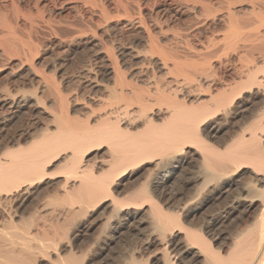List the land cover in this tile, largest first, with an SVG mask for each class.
I'll use <instances>...</instances> for the list:
<instances>
[{
	"label": "bare ground",
	"instance_id": "obj_1",
	"mask_svg": "<svg viewBox=\"0 0 264 264\" xmlns=\"http://www.w3.org/2000/svg\"><path fill=\"white\" fill-rule=\"evenodd\" d=\"M223 3L227 19H250L236 24L249 30L247 41L234 47L236 80L220 76L206 82L208 66L193 64L189 69L186 64L187 69L176 59L169 65L168 56L149 53L156 43L147 31L148 57L143 62L164 69L170 74L168 80L157 79L143 62H135L141 64L133 65L139 75L131 73L146 86H133L123 72L122 76L116 57L98 51L104 71L113 76L108 98L99 104L95 100L97 108L86 104L82 119L66 110L53 112L51 124L37 136L5 147L0 154V264H88L74 255L71 244L67 248L59 243L57 228L73 217L75 224L71 229L67 224L66 229L74 234L86 222L89 207L105 201L103 238L115 240L134 222L141 236L140 250L128 243L115 264H264V0ZM223 40L225 54L231 40L227 34ZM217 44L212 41L205 48H220ZM154 50L155 46L153 52L158 54ZM203 50L204 57L210 53ZM139 53L134 49L127 54L137 57ZM187 55L193 59L190 52ZM42 78L46 84L47 78ZM34 97L32 92L2 93L0 103L7 113L0 116V129ZM247 108L250 112L245 116ZM233 121L237 128L229 131L227 125ZM225 129L226 141L221 139L224 143L219 147L211 139ZM59 164L62 168L55 177L62 180L56 184L68 203L54 208L53 201L49 211L30 208L25 215L20 207L34 193V184L50 175V167L60 168ZM136 171L146 174L135 196L116 197L117 187ZM211 207H216V215L202 222L199 215Z\"/></svg>",
	"mask_w": 264,
	"mask_h": 264
},
{
	"label": "rangeland",
	"instance_id": "obj_2",
	"mask_svg": "<svg viewBox=\"0 0 264 264\" xmlns=\"http://www.w3.org/2000/svg\"><path fill=\"white\" fill-rule=\"evenodd\" d=\"M223 2L224 0H0V95L6 92L13 94L22 92L30 94L32 92L34 96L38 97H34L37 98V103L34 98L29 100L30 103L27 101L23 108L16 113L14 119L7 122L3 129H0V137L4 138H0L2 139L0 140V146L5 144V146L0 147V154L6 146L10 147L12 143L16 142L23 144L24 140L26 141L34 135L37 136V134L42 132V129L45 130L51 124V114L53 112L56 113L57 111V113L62 112L64 114V110H66L74 118L82 119L86 113L85 111L88 110V106L97 108L94 106H97L100 103L99 101L105 98L108 94L107 88L113 84L110 78L112 75L104 71L105 69L97 57L99 55L98 51H101V53L109 51L116 57L118 67L121 69L119 70L121 74L123 72L125 75L127 83L130 82L129 84L133 86L136 84L137 86L145 87L146 84H143V82H141L142 84L138 83L140 82V79L137 78L139 74L136 73L134 67L135 65L140 66L143 60L148 57L146 52L149 44L144 40L147 38L145 37L147 31L151 33L154 44L156 43L154 45L156 52L159 51L158 54H155L153 46L149 47L151 49H149V53H152L155 57H158L159 53H163L164 56H168L169 65H172L170 64L173 63L172 61L179 60L181 61L179 65L183 68L187 67L186 64L190 65H188L189 69L193 66H201L203 69L208 66L205 69L206 71L204 70L208 77L206 82H214L220 76L221 79L236 80L238 62L234 47L235 45L244 44L249 35L248 28L238 29L236 24L242 21L247 22L250 19H227ZM232 9L233 12H238L237 4ZM236 12L235 17L238 15ZM224 34H227L231 40L229 44L231 47L226 48L227 54H224L225 50L223 53L221 52ZM212 41H217L218 46L221 45L220 48L216 46L211 49V51L214 50L213 52L205 48ZM187 47L192 49L189 50ZM203 48L205 52H210L206 53L205 57L204 54H202L203 56L201 55L204 51ZM134 49L144 55L139 53L137 58L127 54ZM216 49H220L219 52L218 50L215 52ZM185 50L188 51V54L189 52L190 55L192 54L190 57L193 59L188 57L189 55H187ZM195 51L202 58L201 56H196ZM203 59L207 61H203ZM128 61L130 64L126 66V63H129ZM135 62L141 64L137 65ZM143 63L146 66V63ZM200 63L205 64L202 66ZM148 65L146 66L147 70L149 69L148 72L150 71V74L155 73L157 79L161 76L160 79L162 81L170 78V74H167L164 69H160L156 65V67ZM131 72L137 75H133ZM42 77L47 78L45 79L47 81H45L46 84L43 83L44 78ZM105 85L109 86L105 87ZM108 95L106 98H108ZM99 96L101 97L99 98ZM93 98L95 99L93 100ZM95 100H98V103ZM89 101L90 103H88ZM231 107L232 111H234L235 105L233 104ZM0 108V113L4 111L0 116L5 115L7 113L6 107L0 103ZM247 109L244 111V113L246 112L245 116L249 115L247 112H250V109ZM235 123L233 121V124L229 123V126L227 125L229 131L237 128V123ZM34 129L36 130L34 131ZM228 130L225 129L220 131L218 135L215 134L216 136H213L214 139L212 138L211 141L213 140L212 142L220 147L226 141L224 135L226 137ZM221 139L225 141L221 142ZM147 165L149 164H146V167H148ZM61 166L60 168H57V166L50 167L49 169L52 170L48 173L50 175L43 177L42 181L34 184V187L35 185L36 187L34 188V193L31 194L32 197L30 196V199L25 201V204L23 203L20 207L25 212V215L27 211H32L31 209L34 210V208L42 211H47L49 208L52 209L53 201L54 208L66 206L68 200L64 198L65 196L62 197V189L57 185V181L62 180V178L55 177L59 175ZM54 167L55 169L53 170ZM144 173L146 174V171H136L131 174L130 179L123 180V183H125L123 186L121 183L117 187L115 196H121L119 198H127L128 196L129 198L130 195H134V190L145 180V178L141 177H145ZM129 189L132 190L129 191ZM53 199H56L57 203ZM35 200H38L37 202L39 203ZM106 202L89 207L90 209L87 213L89 214L91 211L90 216L87 214L86 216L88 217H85L86 222H88L87 218L90 222L86 223L84 221L79 229L76 230L78 232L74 231L75 235L72 234L73 230L69 231L71 225H74L76 221L70 220L73 217H67V220H64L66 225L63 220L60 221L63 222V226L60 222L58 223V227L60 225L63 227L61 229L57 228L59 243L66 244L67 248L71 244L72 248L74 247V255L83 258L84 262L86 261L88 264H115L125 254L128 243L132 244L135 249L138 247L140 250L141 247V236L135 231L138 225L135 222L131 226H125L126 228L122 229V234L118 238L116 237L117 240L115 238L116 241L114 239L107 240L106 236L103 238L102 235L106 234L107 231V227L103 224L104 217L108 214L107 209L103 207ZM30 203L34 206L33 208L32 206L29 207ZM7 206L8 204H6ZM38 206H40V209ZM211 208L208 209L209 211L198 214L202 222H206L207 219L216 215V212L214 214L216 207ZM94 209L97 211L99 219H95V215H98ZM68 220L71 223L70 225L67 223ZM67 224L70 227L69 230L66 229L68 227ZM133 225L135 227H132ZM65 230L66 232H64ZM102 230L104 234L101 233ZM97 236L102 239H96L99 238ZM63 237L65 238L62 239ZM73 240L74 242H71Z\"/></svg>",
	"mask_w": 264,
	"mask_h": 264
}]
</instances>
